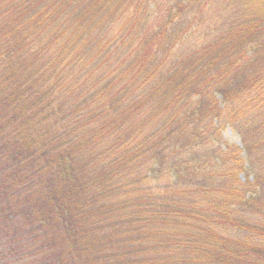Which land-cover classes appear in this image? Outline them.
I'll return each instance as SVG.
<instances>
[{
  "label": "trees",
  "instance_id": "obj_1",
  "mask_svg": "<svg viewBox=\"0 0 264 264\" xmlns=\"http://www.w3.org/2000/svg\"><path fill=\"white\" fill-rule=\"evenodd\" d=\"M239 4L200 41L204 0H0V264H264V0Z\"/></svg>",
  "mask_w": 264,
  "mask_h": 264
},
{
  "label": "rangeland",
  "instance_id": "obj_2",
  "mask_svg": "<svg viewBox=\"0 0 264 264\" xmlns=\"http://www.w3.org/2000/svg\"><path fill=\"white\" fill-rule=\"evenodd\" d=\"M204 3L207 6L206 8H208V10H209V11L207 10L208 13H205V15H204V17H205L204 19H207L209 21V23H208L209 30L211 29L210 25L215 27L216 24L219 25L218 22H221L220 23V25H221L220 29L224 33L225 31H227L229 29V26L231 27L234 24L233 23L234 19H237V20H240L241 22H243L242 20L245 19L244 16H246V13H247L246 8L242 7L239 4V0H204ZM236 9H237V11H236L237 14H235V16H233V11H235ZM210 12H211V14H210ZM220 16L222 18V21L219 20ZM201 19L199 18V20H201ZM224 23L229 24V26L225 27ZM209 30L207 31V29H206L205 30L206 32H203L202 37H200V41H204L203 38L206 37L205 33H207V32L210 33L209 37H211V39H213V37H215L217 34H220V33L213 32L211 30L209 32ZM201 34H202V32H197V35H201ZM223 138H224V141L226 143H228L229 145H233V146H236L238 148H242L241 138L230 127H228L225 130V132L223 134ZM246 167H248V166L246 165ZM250 180H252V177L250 178ZM239 181L245 182L244 173L239 175Z\"/></svg>",
  "mask_w": 264,
  "mask_h": 264
}]
</instances>
